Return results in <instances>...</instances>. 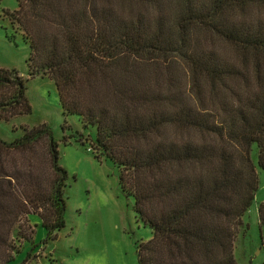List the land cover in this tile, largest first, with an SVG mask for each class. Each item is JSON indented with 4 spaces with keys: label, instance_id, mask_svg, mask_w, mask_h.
Segmentation results:
<instances>
[{
    "label": "trees",
    "instance_id": "1",
    "mask_svg": "<svg viewBox=\"0 0 264 264\" xmlns=\"http://www.w3.org/2000/svg\"><path fill=\"white\" fill-rule=\"evenodd\" d=\"M15 1L2 14L22 32L29 78L53 82L63 131L78 120L63 143L112 162L151 229L138 264H237L258 190L254 145L264 173V0H118L128 12L115 0ZM25 91L0 68V121L31 114ZM20 129L0 139V264L32 243L28 216L47 241L64 227L57 143L46 126ZM257 213L262 237L264 203Z\"/></svg>",
    "mask_w": 264,
    "mask_h": 264
},
{
    "label": "rangeland",
    "instance_id": "2",
    "mask_svg": "<svg viewBox=\"0 0 264 264\" xmlns=\"http://www.w3.org/2000/svg\"><path fill=\"white\" fill-rule=\"evenodd\" d=\"M114 4L128 12L118 0ZM16 9L15 0H1L0 68L16 71L25 81L31 114L9 123L0 121V139L11 142L22 135L20 128L46 126L57 143L58 162L66 170L67 179L63 190L64 227L55 239L47 241L40 218L28 216L29 225L34 228L32 243L22 242L11 264H22L30 252L28 264H138L137 248L151 238V229L138 220L133 198L122 191L119 172L112 162L96 159L86 144L82 146L74 140L63 143V137L80 130L78 120L68 117L67 128L71 131H63L64 117L53 82L40 75L29 78L26 64L29 51L21 38L22 32L2 14V10ZM6 34L14 36V40L8 41ZM87 134L94 139L95 130L90 128ZM257 153L254 145L251 159L258 176V190L234 245L237 264L264 263V233L261 237L257 213L258 206L264 203V173L256 165Z\"/></svg>",
    "mask_w": 264,
    "mask_h": 264
}]
</instances>
